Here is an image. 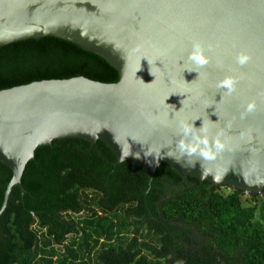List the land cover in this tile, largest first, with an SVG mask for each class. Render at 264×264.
Listing matches in <instances>:
<instances>
[{"label":"water","instance_id":"water-1","mask_svg":"<svg viewBox=\"0 0 264 264\" xmlns=\"http://www.w3.org/2000/svg\"><path fill=\"white\" fill-rule=\"evenodd\" d=\"M48 36L104 58L120 80L0 91V162L13 173L0 216L13 188L27 193L37 149L63 139L103 141L116 166L141 167L146 198L161 166L183 185L264 194V0H0V48ZM194 44L206 65L190 59Z\"/></svg>","mask_w":264,"mask_h":264},{"label":"trees","instance_id":"trees-1","mask_svg":"<svg viewBox=\"0 0 264 264\" xmlns=\"http://www.w3.org/2000/svg\"><path fill=\"white\" fill-rule=\"evenodd\" d=\"M86 77L117 83L99 55L48 36L0 48V91ZM103 142L56 140L37 149L0 216V264H264V198L212 187L161 166L152 188L139 166ZM12 171L0 162V210ZM263 195V194H261ZM193 229L203 239L190 236Z\"/></svg>","mask_w":264,"mask_h":264},{"label":"clouds","instance_id":"clouds-1","mask_svg":"<svg viewBox=\"0 0 264 264\" xmlns=\"http://www.w3.org/2000/svg\"><path fill=\"white\" fill-rule=\"evenodd\" d=\"M190 59L196 63L199 64L201 66L206 65L208 63V59L206 58V56L203 53V49L201 48V46L199 44H194L193 45V51L192 54L190 56ZM247 60L246 56L241 55L240 57H238V63H245ZM226 84L228 86H231L233 84L232 80H227ZM219 146V145H218ZM197 149L196 147L192 148V151L195 152Z\"/></svg>","mask_w":264,"mask_h":264},{"label":"flooded vegetation","instance_id":"flooded-vegetation-1","mask_svg":"<svg viewBox=\"0 0 264 264\" xmlns=\"http://www.w3.org/2000/svg\"><path fill=\"white\" fill-rule=\"evenodd\" d=\"M181 186H183V184H181ZM221 188H227V187H221ZM227 189H229V188H227ZM225 192L226 191H222V193H224V194H225ZM190 234H191L190 236H192L194 238L196 246L199 245V243L203 242V239L201 238V236L197 233V231L195 229H193V232Z\"/></svg>","mask_w":264,"mask_h":264},{"label":"rangeland","instance_id":"rangeland-1","mask_svg":"<svg viewBox=\"0 0 264 264\" xmlns=\"http://www.w3.org/2000/svg\"><path fill=\"white\" fill-rule=\"evenodd\" d=\"M220 191H226L225 193H229V192H230V190L227 189V188H221ZM245 194H246V193H245ZM248 195H249V194H246V195L244 196V203H245V204H251V202L248 201L249 198H250V196H248ZM262 198H264V194L259 196V199H260V200H261Z\"/></svg>","mask_w":264,"mask_h":264}]
</instances>
